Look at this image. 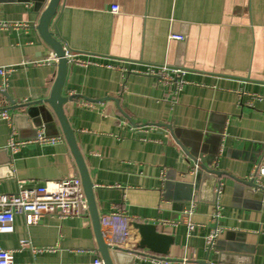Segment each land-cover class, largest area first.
I'll return each mask as SVG.
<instances>
[{
  "label": "crops",
  "instance_id": "obj_1",
  "mask_svg": "<svg viewBox=\"0 0 264 264\" xmlns=\"http://www.w3.org/2000/svg\"><path fill=\"white\" fill-rule=\"evenodd\" d=\"M49 1L0 0V69H11L0 92L18 106L49 99L56 80L59 61L38 31ZM57 9L50 30L71 55L64 111L100 217L123 214L129 254L139 239L131 223L175 238L168 256L139 251L123 264H217L229 247L242 264H264V201L238 182L264 186V0H61ZM164 67L184 71L181 89L150 74ZM11 106L0 94L11 117L0 121V194L80 178L57 120L34 132ZM11 142L25 143L14 151ZM199 163L217 174L196 189ZM15 217L14 232L0 238L14 264L102 260L89 212L35 225Z\"/></svg>",
  "mask_w": 264,
  "mask_h": 264
},
{
  "label": "water",
  "instance_id": "obj_2",
  "mask_svg": "<svg viewBox=\"0 0 264 264\" xmlns=\"http://www.w3.org/2000/svg\"><path fill=\"white\" fill-rule=\"evenodd\" d=\"M60 2L61 0H50L45 10L42 12L38 24V31L43 42L49 46L59 60L56 80L54 82L50 98L41 102L28 103L18 106L15 104L14 100L10 98V96L1 92L0 94L7 97L10 101L12 106L8 108L9 110L23 111L26 116V120L28 121V127L34 132L37 131V128H41L42 125L46 128L54 126L55 119L59 123L68 146H70L75 162L78 165L85 198L87 199L89 206L88 212L89 215H91L92 231L95 233L97 238V247L100 251L103 264H123V260L131 262V260H134L135 255L139 254V251H149L162 257L168 256L170 254V247L175 242V238L166 233H160L157 226L154 224L139 222L131 223L132 228L138 232L139 236L136 243L137 251L132 252L131 254L120 250L111 251L105 242L104 235L101 230V217L97 208L96 198L94 197V185L90 179L88 168L84 162L79 146H77L75 133L73 129H71L66 112L64 111V107L69 99L62 95V89L66 81L69 60L66 58L64 45L55 39L50 30V24L58 12L57 8ZM185 152L189 153L187 150ZM189 155L192 157V154ZM262 159L260 176H264V157ZM215 174H217V172H211L206 166L199 163V169L196 174V189L200 184V180L205 178H209L210 180ZM238 182L243 188L244 193L249 198L252 197L257 201H264V186L256 183L255 180H250V182L238 180ZM133 240H135L134 237ZM217 248L218 247H216V249ZM241 259V256L236 252L235 248H224L221 249L218 255L217 264H242Z\"/></svg>",
  "mask_w": 264,
  "mask_h": 264
},
{
  "label": "built area",
  "instance_id": "obj_3",
  "mask_svg": "<svg viewBox=\"0 0 264 264\" xmlns=\"http://www.w3.org/2000/svg\"><path fill=\"white\" fill-rule=\"evenodd\" d=\"M112 11L118 13L120 8L112 6ZM170 40H183L180 35H171ZM66 58L71 61L69 50L65 48ZM59 61L54 55L53 58ZM11 72V69H0V75L6 78ZM152 75H157L162 78L165 83L172 84L179 90L182 88L184 81L181 77L184 76V71L181 69L173 70L168 73L167 68H161L157 73L151 72ZM181 78V80H180ZM0 121H8L11 123L9 113L0 110ZM40 142H47L44 136L39 137ZM54 142V140H50ZM25 143V142H24ZM23 143V144H24ZM11 142V148L16 151L19 146ZM219 193V190H218ZM89 209L87 199L85 198L83 183L79 177L62 179L60 181H50L43 187L36 189L21 188L17 193L2 195L0 194V238L3 235H9L14 232V224L16 215L25 217L28 225L38 224L44 215L55 216L59 218H73L83 216ZM219 203L216 202L214 216L219 217ZM189 215L192 212H187ZM189 228L193 226L189 223ZM101 230L104 235L106 244L111 251L120 250L131 252L132 249V231L128 228V223L123 220V214L114 212L112 215H105L101 218ZM220 230L216 229L207 238V246L213 248L219 236ZM22 249L29 247V242L21 244ZM15 251H6L0 245V264H14ZM149 259V258H148ZM145 259V260H148ZM155 264H171L169 261H154ZM95 264H103L101 259H97Z\"/></svg>",
  "mask_w": 264,
  "mask_h": 264
}]
</instances>
